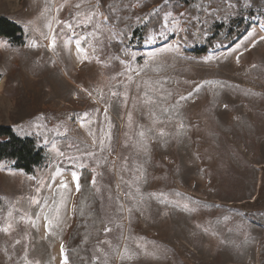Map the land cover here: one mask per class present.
Masks as SVG:
<instances>
[{"label":"rangeland","instance_id":"rangeland-1","mask_svg":"<svg viewBox=\"0 0 264 264\" xmlns=\"http://www.w3.org/2000/svg\"><path fill=\"white\" fill-rule=\"evenodd\" d=\"M79 2L0 0V17L26 35L19 48L0 38V126L19 137H36L46 156L34 176L10 163L0 165V197L9 205L0 225L9 220L14 225L10 234L0 232V264H62L61 246L67 251L80 196L72 172L80 176L82 169L93 173L106 223L91 249L99 264H260L264 226L253 216L264 217V19H252L239 40L197 59L186 54L192 17L181 7L172 13L183 31L175 33L169 25L165 37L158 30L150 33L154 40L147 35L130 58L135 55L134 69L145 61L148 67L139 75L119 76L125 68L110 44L120 41L106 39L118 32L115 27L88 61H80L74 44L64 46L68 29L56 20L73 22L75 12H87L91 5L76 9ZM165 2L136 0L133 8L143 13ZM49 22L59 33L55 50ZM145 91L156 104L144 102ZM84 113L88 122L82 124ZM61 182L70 191L61 221L49 233L46 212L30 197L59 199L48 185L55 189ZM25 214L39 215L35 227L22 220Z\"/></svg>","mask_w":264,"mask_h":264},{"label":"trees","instance_id":"trees-1","mask_svg":"<svg viewBox=\"0 0 264 264\" xmlns=\"http://www.w3.org/2000/svg\"><path fill=\"white\" fill-rule=\"evenodd\" d=\"M134 1L100 0L105 15H109L110 4H115L119 9L115 15L122 17V20L117 21L115 28L121 34L127 33V38L123 43L112 42L110 49L125 61L130 58L131 52L142 48L147 35L158 30L165 11L177 12L181 7L186 8L192 17L188 31L192 46L186 54L197 59L239 40L249 30L252 19H264V0H167L161 6L143 13L133 8ZM154 11L159 14L154 16ZM137 14H141L142 22L136 20ZM0 38L15 48L23 47L26 42L24 29L2 16ZM38 141L36 137H19L11 127L0 126V165L10 163L14 169L34 176L46 162L44 150L39 147ZM92 178L90 170L80 171L76 223L66 251L69 264H99L93 259L91 249L103 237L106 223L100 212ZM8 209L7 199L0 197V214ZM253 220L264 226V217L254 215ZM260 256V264H264V242L261 243Z\"/></svg>","mask_w":264,"mask_h":264},{"label":"snow or ice","instance_id":"snow-or-ice-1","mask_svg":"<svg viewBox=\"0 0 264 264\" xmlns=\"http://www.w3.org/2000/svg\"><path fill=\"white\" fill-rule=\"evenodd\" d=\"M167 2V0H166ZM90 4L91 6L87 10V12L83 11H77L73 14V22L69 21H62V20H56V23L58 26H63V28L68 29L67 39L64 41V46L68 47L70 44H74L76 48V52L78 54V57L81 62L90 60V52L95 53L97 52V46L99 45L102 49L105 43L104 39H101L102 36H104L105 32H111L112 29L115 27L117 21H121L122 17L116 16L115 14L119 10L115 4H110L108 6L109 15H105L103 12H101L99 9L101 7L100 0H96L95 4L91 3V0H80L79 3L75 4L76 9H80L83 4ZM63 8V5L61 8H57V12L61 11ZM47 10V9H46ZM158 11H154L153 15H158ZM183 15V14H181ZM111 16V19H110ZM139 22L140 18H137ZM169 25H174L173 28H171V31L175 33H179L180 31H183V29L180 28V22L177 19L176 16L173 15L170 11H165L162 16V23L159 26V36L165 37L166 32L169 30ZM89 26H91V31H88ZM49 32L54 33V29L52 27V23L49 22L47 25ZM63 28L61 29V33L63 32ZM77 29H81V31H77ZM253 33H250L249 35H252ZM57 35L59 33H54L51 36V44L50 47L52 50H55L57 47ZM47 38V37H45ZM127 38V33H115L114 35H109L106 37L108 41H111L112 39H119L121 43H123L124 39ZM156 37L153 34H150L148 37V40H154ZM261 40H264V36L260 37ZM148 42V41H146ZM33 47L36 45L33 44ZM173 48V45H168V49L171 50ZM175 50L179 51V45H175ZM125 55H128L127 52H125ZM115 59H119V57H114ZM149 59H154L153 56H149ZM135 60V55L133 54L129 61L121 60L120 63L124 65L125 71L117 73L119 76H124L125 73H131L133 71L136 72L137 75L140 74V72H143L148 67V62L145 61V64L143 68L134 69L131 66L132 61ZM159 70V69H157ZM115 79V77H113ZM127 79L131 82L133 81V76L128 75ZM145 84L148 85V87H151V83L149 81H145ZM139 88L140 86L137 85ZM91 95V93H89ZM120 95L117 92H112V96L116 97ZM144 96V102L146 104H156L157 101L152 99L149 96L148 91H145L143 93ZM181 100L187 99L184 96L180 97ZM128 100V93L125 91L123 93V102L126 105ZM106 111V110H105ZM161 111L167 112V108H162ZM88 113H84L81 116L82 124L88 122ZM131 114H129V124H131ZM184 125L181 124L180 128H183ZM109 128H111V125H109ZM90 135H94L93 133H89ZM107 139H111V131L109 130L106 134ZM139 137L144 138L145 137V131L141 130L138 133ZM160 136H165L166 133H164L162 130L159 133ZM47 143V142H46ZM103 143V141H101ZM53 149L58 152L59 155L64 156L63 152H59L58 149L55 148V144L52 145ZM89 155H93V153H89ZM67 160L69 162H75V158L68 156ZM77 167H83V165H77ZM140 169H137L139 171ZM60 173L57 172V175ZM73 180L75 181V190L77 192L80 191V184H79V176L75 171L72 172ZM139 179V178H137ZM54 182V178H53ZM93 184L96 183L95 179H93ZM129 187H131V184H129ZM48 188L50 191H54L56 193V196L59 197V199H56L55 197L45 196L42 199L38 198L36 196L30 197V203L40 205V212L45 213L43 216V219L47 222L46 227L49 231V233L52 232V229L55 226H58V224L61 221V210L65 207V194L70 191L68 183L61 182L58 187L55 189H52V185H48ZM37 193H39L40 188L37 187L36 189ZM140 190L137 187L136 192L138 193ZM126 195L129 196V198H132V192L128 191L126 192ZM51 201V203H49ZM121 208H123V205H121ZM130 211V210H129ZM9 216H11V213H9ZM40 217L39 215L36 217V219H33L30 216H27L25 214V217L22 218V220H26L29 224H31L33 227L36 226V220H38ZM14 225L11 222V220L7 221L5 224L0 225V232H3L5 234H10V232L13 230ZM106 231H111V229H106ZM20 241H17L16 243H19ZM108 243V242H106ZM128 249H125V252L127 253ZM61 254H62V264H69L68 254L66 250L64 249L63 245L61 246ZM122 258H128L130 259V256H125ZM98 259V258H97ZM27 264H31L30 261L27 262ZM36 264H39L37 261Z\"/></svg>","mask_w":264,"mask_h":264},{"label":"bare ground","instance_id":"bare-ground-1","mask_svg":"<svg viewBox=\"0 0 264 264\" xmlns=\"http://www.w3.org/2000/svg\"><path fill=\"white\" fill-rule=\"evenodd\" d=\"M56 244H57V241H56Z\"/></svg>","mask_w":264,"mask_h":264}]
</instances>
